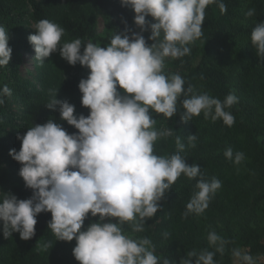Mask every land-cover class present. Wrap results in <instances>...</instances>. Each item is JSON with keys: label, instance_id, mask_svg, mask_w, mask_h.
<instances>
[{"label": "clouds", "instance_id": "9594fccd", "mask_svg": "<svg viewBox=\"0 0 264 264\" xmlns=\"http://www.w3.org/2000/svg\"><path fill=\"white\" fill-rule=\"evenodd\" d=\"M213 3L218 4L221 13L226 11L222 0H121L123 7L134 10V22L141 31L131 35L127 30L114 32L106 48L84 43L80 38L61 43L63 27L47 19L35 23L36 32L29 41L36 53L34 59L41 66L59 51L70 65L79 63L90 69L78 85L82 106L89 108L90 114L77 117L75 106L58 100L57 91L50 90L46 107L58 110L60 119L78 133L69 134L49 119L29 128L25 135H17L21 149H11L9 155L22 165L19 175L33 195L29 199H18L12 193L0 195L5 238L18 232L21 239L30 240L35 236L36 217L50 212L48 229L57 241L75 239L73 256L79 264H161L152 241L125 235L123 226L130 224L134 233L143 232L146 220L157 214L159 202L182 174L189 179L199 177L186 205L185 218L189 214L202 215L221 188L218 179L205 180L198 165L187 163L181 155L185 144L180 137L176 138L175 154H154L155 142L173 132L170 128L155 130L156 120L149 111L170 119L183 96L181 120L187 122L203 113L206 120L222 119L227 126L234 124V116L225 109L238 102L235 94L223 101L207 93L198 94L192 86L185 89L180 74L165 75L163 71L168 58L176 60L190 54L189 46L203 35L205 10ZM254 14L255 10L250 9L245 15ZM149 16L154 22L146 19ZM149 30L151 45L142 35ZM250 39L264 61V22L256 23ZM12 51L9 36L0 26V66L9 64ZM11 95L9 87L4 86L0 105L5 103V96ZM196 140V135L188 136L189 146L196 147ZM224 156L235 165L245 160L243 152L234 153L231 147L226 148ZM89 213L99 216V222L82 230ZM106 219L109 222L105 223ZM169 235L164 233L165 238ZM207 240L215 252L193 250L179 264H218L215 254L223 256L232 242L214 230ZM231 255L233 264H257L252 255L239 248H233ZM162 264L176 261L165 258Z\"/></svg>", "mask_w": 264, "mask_h": 264}, {"label": "trees", "instance_id": "16d2710c", "mask_svg": "<svg viewBox=\"0 0 264 264\" xmlns=\"http://www.w3.org/2000/svg\"><path fill=\"white\" fill-rule=\"evenodd\" d=\"M222 2L226 6L224 13L216 3L207 6L203 35L189 46L190 54L176 60L168 58L163 71L165 75L180 74L185 80V89L192 86L198 94L207 93L221 101L227 95L235 94L238 102L225 109L234 116V124L227 126L222 119L206 120L203 113L187 122L181 120L183 96L178 100V111L172 118L152 112L155 130L170 128L173 132L155 142L154 154H175L178 151L176 138L180 137L185 144L181 155L187 163L198 165L205 180L218 179L221 188L202 215L189 214L185 218L186 205L196 191L199 177L189 179L182 174L159 202L157 214L146 220L143 232L134 233L130 224L123 226L124 233L133 238H149L161 264L165 258L179 264L193 250L215 252L207 240L208 233L213 230L232 242L226 246L223 256L218 252L215 254L214 260L218 264H233V248L249 253L257 264H264V61L257 56L250 39L256 23L264 22V0ZM250 9H254L255 14L247 17L245 14ZM98 15L103 16L108 27L116 33L127 30L131 35L141 31L134 22V10L123 7L121 0H0V26L5 28L9 47L13 50L9 64L0 66V90L7 86L12 92V81L19 78L16 69L22 64L19 52L31 46L29 36L36 32L35 23L47 19L63 27L65 34L61 43L80 38L84 43L92 42L106 48L111 36L97 31ZM146 19L154 22L150 16ZM150 34V30L142 33L149 45L153 43L148 39ZM58 54L59 51L54 52L50 57ZM45 61L47 67L42 71L44 90L62 93L75 106L77 117L81 114L87 117L90 109L82 106L78 85L87 77L89 69L66 61L65 71L57 74L58 70L52 68V60L47 58ZM35 94L41 98L22 117L20 126L15 119L11 96H5V103L0 105V181L10 183L8 193L18 199L31 198L33 190L26 187L19 175L22 165L9 155V139L19 131L23 136L29 128L45 124L49 119L61 124L69 134L79 131L62 121L58 110L46 107L50 94ZM190 135L197 137L194 148L188 144ZM228 147L234 153L245 154L240 165L224 156ZM36 219L35 236L30 240L21 239L18 232L5 238L0 221V264H79L73 256L75 239L57 241L48 229L51 213H40ZM95 222H99V216L92 217L89 213L82 230ZM166 232L170 233L167 238ZM192 259L195 261L196 258Z\"/></svg>", "mask_w": 264, "mask_h": 264}, {"label": "rangeland", "instance_id": "374dc122", "mask_svg": "<svg viewBox=\"0 0 264 264\" xmlns=\"http://www.w3.org/2000/svg\"><path fill=\"white\" fill-rule=\"evenodd\" d=\"M32 26V24H31ZM97 31L101 35H112L114 34L115 31H113L110 27H108L105 19L103 16L98 15L97 16ZM116 33V32H115ZM19 55L21 57L22 64L18 66L16 69V73L18 74V80H13V89H12V95H11V101L14 109V114H15V119L18 121L17 124L19 126L21 125V119L23 116L26 115L28 110L32 107L33 104H36L41 98L39 95L42 93L43 96L49 95L50 93L46 92V89L44 90L43 84H42V71L45 69L46 66V61L44 64L41 66L34 58H35V50L33 45L29 47L28 50H22L19 52ZM47 59V58H46ZM49 60H52V68L54 71H57V74H60L65 71V68L63 65H66V60H64L60 54L57 56H52L48 57ZM90 72H87V76ZM87 78V77H86ZM52 90V89H51ZM118 91H120L122 94L124 92L123 89H120L118 86ZM35 92H38L39 96H36ZM56 98L61 101H69V98L65 97L62 95V93H59L56 95ZM150 115L152 117V112L153 110L150 109ZM22 131L17 132L15 136H12L8 143L10 144V149H16L19 151L21 149L22 143L18 142L16 139L17 135H21ZM10 183L8 182H1L0 181V195H3V193H8L10 189ZM105 223L109 222L108 219L104 221ZM113 223H116V219H112ZM125 234V233H124ZM128 235V234H125ZM131 236V235H128ZM132 237V236H131ZM133 238V237H132Z\"/></svg>", "mask_w": 264, "mask_h": 264}]
</instances>
